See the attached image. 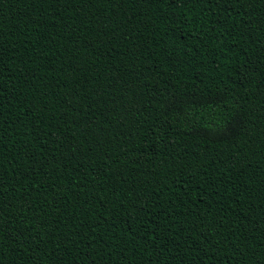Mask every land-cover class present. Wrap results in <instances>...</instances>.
Returning a JSON list of instances; mask_svg holds the SVG:
<instances>
[{
	"label": "trees",
	"instance_id": "trees-1",
	"mask_svg": "<svg viewBox=\"0 0 264 264\" xmlns=\"http://www.w3.org/2000/svg\"><path fill=\"white\" fill-rule=\"evenodd\" d=\"M0 264H264V0H0Z\"/></svg>",
	"mask_w": 264,
	"mask_h": 264
}]
</instances>
